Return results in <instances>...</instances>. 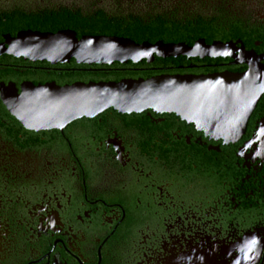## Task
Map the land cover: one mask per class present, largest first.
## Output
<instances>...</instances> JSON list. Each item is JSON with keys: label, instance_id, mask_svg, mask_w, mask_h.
Here are the masks:
<instances>
[{"label": "flooded vegetation", "instance_id": "flooded-vegetation-1", "mask_svg": "<svg viewBox=\"0 0 264 264\" xmlns=\"http://www.w3.org/2000/svg\"><path fill=\"white\" fill-rule=\"evenodd\" d=\"M70 12L205 27L211 42L199 39L237 43L264 66V0H0V44L24 30H73L51 23ZM180 57L121 79L250 68ZM43 63L0 56V264H264V93L237 136L153 109L34 130L4 93L81 81Z\"/></svg>", "mask_w": 264, "mask_h": 264}, {"label": "water", "instance_id": "water-1", "mask_svg": "<svg viewBox=\"0 0 264 264\" xmlns=\"http://www.w3.org/2000/svg\"><path fill=\"white\" fill-rule=\"evenodd\" d=\"M232 52H238L232 56ZM10 55L52 65H112L152 63L158 58H216L231 56L250 68L242 74L158 75L124 78L119 81L56 82L35 85L27 82L22 92H5L4 102L14 116L34 130L61 129L75 120L93 118L113 108L120 113L174 112L205 130L237 136L244 130L249 114L264 93V66L234 42L204 39L193 45L185 42L148 41L137 43L126 37L83 35L73 30L20 31L0 44V56Z\"/></svg>", "mask_w": 264, "mask_h": 264}, {"label": "trees", "instance_id": "trees-1", "mask_svg": "<svg viewBox=\"0 0 264 264\" xmlns=\"http://www.w3.org/2000/svg\"><path fill=\"white\" fill-rule=\"evenodd\" d=\"M60 22L65 23L66 28L77 31L79 38L83 35H110L130 38L137 43L145 41L156 43L161 40L165 43L185 42L189 45H193L197 39L206 37L207 42H211L210 32L205 27L199 26L183 29L179 25L169 23L160 17L153 19L147 24L142 20L136 19H132L131 21L109 19L107 15L103 13L94 17H83L80 13L74 14L70 12L69 15H66L64 18L55 15L51 23L56 25ZM52 31L56 32L57 29H53ZM184 60L185 57H180V60L175 58H156L152 64H148L146 60H143L137 64L133 62L127 64L115 62L112 65H86L78 64L75 59H72L69 63L63 65L59 64L56 65V67L58 66L70 70L69 73H65V81L70 83L75 80L88 82L90 80L107 81L113 79L117 81L123 76L132 74L134 71L130 70L131 68L158 67L165 65L169 61L179 63ZM42 65L49 66L48 63H43ZM53 78L57 79V73H54Z\"/></svg>", "mask_w": 264, "mask_h": 264}]
</instances>
